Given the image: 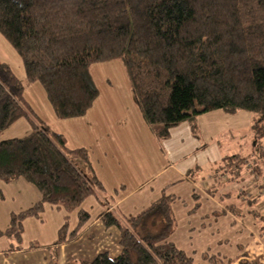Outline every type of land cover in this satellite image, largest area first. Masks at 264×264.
I'll return each mask as SVG.
<instances>
[{"label":"trees","instance_id":"1","mask_svg":"<svg viewBox=\"0 0 264 264\" xmlns=\"http://www.w3.org/2000/svg\"><path fill=\"white\" fill-rule=\"evenodd\" d=\"M0 34L20 56L26 81L41 85L59 119L86 114L99 95L90 67L118 59L158 137L168 138L183 122L194 126L209 110L251 113L256 139L264 136V0H0ZM23 88L0 60V134L20 118L31 126L23 137L0 141V181L23 178L41 195L11 214L0 237L20 244L24 219L38 217L50 204L78 211L70 233L68 221L58 230L57 243H64L90 218L82 203L105 189L73 162L77 156L88 163L87 150L69 149L61 134L49 132L30 110ZM239 158L225 157L221 176L238 181ZM175 200L163 191L135 216L104 213L103 225L119 231L120 253H99L81 264H254L243 256L234 263L207 253L196 263L169 240L177 225Z\"/></svg>","mask_w":264,"mask_h":264},{"label":"crops","instance_id":"2","mask_svg":"<svg viewBox=\"0 0 264 264\" xmlns=\"http://www.w3.org/2000/svg\"><path fill=\"white\" fill-rule=\"evenodd\" d=\"M236 113L227 115L228 113L221 110H213L211 112L212 119L209 118L208 112L197 116L195 122L199 128L197 127L196 134L198 132L207 133L211 138H215L214 136L219 132L225 134L226 131L232 132L235 129L240 131L242 125L249 121L251 113L245 111ZM189 126L188 122H183L170 130L168 138L177 133L180 137V146L175 150L176 152H165L164 156L168 162L160 174L168 173L166 178L161 179L157 184H152L147 179L138 185L131 184L128 186L124 180H110L96 166L95 162L98 160H95L96 158L91 155L90 146H86L80 141L75 142L76 144H65L69 149L85 148L87 150L88 163L78 161V159L73 162L78 165L79 169H81L80 162L85 164L86 171L81 170L87 175L93 173L102 183L105 191L88 197L82 203L81 209L86 211L90 218L79 230L75 239L64 243L77 240L83 232L87 231L92 232L89 233L90 235H94L96 230H99L103 235L107 234L110 229L106 228L101 220L104 213H112L121 219L135 216L165 191L167 194L176 196L172 208L177 225L169 240L188 255H191L196 263L204 262L203 255L207 253L208 255H219L224 259L230 257L229 260L234 263L243 256L248 262L264 264V224L262 219L257 221L258 217L253 212L257 202H248L244 197L240 198L239 190L241 188L238 189L235 185L231 186L234 183L232 180L226 179L223 182H217L213 178L212 174L223 159L227 157L220 154V151H213L208 155L204 154V156L202 154L200 164L198 160L190 159V156L186 162H183L188 154L193 157L195 155L193 153L199 154L204 151L201 149L199 137L196 138L192 134ZM96 129L98 132L103 131L102 124L98 125ZM215 130H217L216 133H214ZM30 131L31 126L28 120L20 118L0 134V141L23 137ZM52 132L56 133V131ZM59 134L62 135V133ZM99 141L102 142L103 140L99 139ZM185 147L188 149L187 151ZM259 147L261 148V145ZM262 149L264 150V148ZM242 157L244 156L242 155ZM206 163L208 165L203 166ZM201 167H209V170L206 173H191V170H202ZM217 179L219 178L217 177ZM241 183V187H243V181ZM40 199L41 195L38 189L23 178L13 180L10 183L0 181V230L4 231L8 227L12 213H18L33 206ZM77 212L67 213L63 208L45 204L38 217L24 219L23 243L24 240L27 242L32 240V236L29 235L30 227L38 228L41 239H46L48 245H53L54 241L57 243L58 230L66 221H68V233L76 227ZM259 216L264 217L263 215ZM47 221L52 226L51 232L45 226ZM94 227L98 228L94 229ZM116 230L118 235L114 231L109 234L118 243L120 235L117 228ZM34 238H37L36 241H40L38 237L33 236V240ZM230 239L235 242L234 247L236 246L238 251L233 250L234 247L231 246ZM8 240L5 236L0 237V254H6L8 251ZM237 240L240 245H238ZM38 246L37 244L34 247ZM14 249L10 248L9 253L21 254L23 250L28 248L25 243V246L18 245ZM107 251L105 250V252ZM231 257L234 258L231 259Z\"/></svg>","mask_w":264,"mask_h":264},{"label":"rangeland","instance_id":"3","mask_svg":"<svg viewBox=\"0 0 264 264\" xmlns=\"http://www.w3.org/2000/svg\"><path fill=\"white\" fill-rule=\"evenodd\" d=\"M0 60L10 66L13 73L22 82L24 97L35 118L39 119L49 132L62 133L66 145L80 141L86 146H90L91 155L96 158L95 160H98L95 164L105 177L114 181L124 180L128 186L138 185L147 179L152 184H157L161 179L166 178L168 172L160 174L168 162L164 156L165 152H176L175 150L180 146V137L176 133L170 138H160L156 135L158 127H152L145 121L120 60L97 63L90 67V74L99 95L93 104V109L90 108L83 116L68 119H59L54 115L39 83L26 81L20 56L1 34ZM209 111H207L209 118L212 119L211 112L213 110ZM250 115L249 121L242 125L240 131L235 129L232 132L226 131L225 134L219 132L214 136L215 138H211L207 133L198 132L196 134L199 125L197 123L194 126L189 124L192 134L196 138L199 137L201 149L204 151L199 154L193 153L195 154L193 157L188 154L183 162H186L190 156V159L198 160L199 163L202 154L203 156L204 154L208 155L213 151H220V154H224V156L243 155V160L241 158L238 160L239 164H243V176L231 186L235 185L236 188H241L239 190L242 193L240 198L244 197L248 202H257L253 209L258 213V216H264V154L261 151L264 148V137L260 140L256 139L252 129L254 115ZM100 124L103 127V131L100 130L101 133L96 129ZM216 132L217 130L214 131V133ZM99 139L103 141L100 142ZM185 150L188 149L185 147ZM72 157H75L73 160L80 161L77 156ZM224 161L212 174L217 182L231 179L228 174L221 176L225 165ZM207 165V163L203 164V166ZM80 167L84 172L86 171V166L82 162H80ZM201 169L191 170V173H206L209 167H201ZM241 181H243V187H241ZM152 184L149 185L152 186ZM95 192L101 191L96 189ZM257 221H259V217ZM45 226L50 232L52 231V226L48 221ZM98 227H94V229ZM109 229V232L104 235L99 230L94 231V235H90L92 232L87 231L83 232L77 240L63 244L54 241L53 245H48L46 239H41L39 229L30 227L29 235L32 236V240L28 242L24 240V243L22 240L20 244L8 240V251L6 254H0V264H81L82 261H92L105 250H108L111 257H115L120 253L115 250H121V248L119 242L116 243L113 236L109 234L114 231L118 235L116 227L113 226ZM33 236L38 237L40 241H36L37 238H34V241ZM229 242L234 247L235 242L232 239ZM25 243L28 249L23 250L21 254L9 253L10 248L14 249L18 245L25 246ZM237 243L240 245L238 240ZM37 244L39 246L34 247ZM236 248L235 246L233 250L238 251ZM229 258L226 259L227 262ZM233 258L231 257V259Z\"/></svg>","mask_w":264,"mask_h":264}]
</instances>
